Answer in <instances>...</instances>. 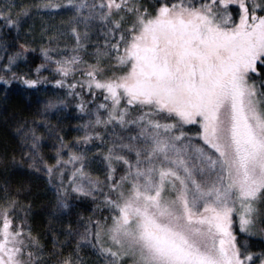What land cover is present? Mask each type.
<instances>
[{
	"label": "snow or ice",
	"instance_id": "snow-or-ice-1",
	"mask_svg": "<svg viewBox=\"0 0 264 264\" xmlns=\"http://www.w3.org/2000/svg\"><path fill=\"white\" fill-rule=\"evenodd\" d=\"M14 82L57 88L0 142V264H264V0H0Z\"/></svg>",
	"mask_w": 264,
	"mask_h": 264
},
{
	"label": "trees",
	"instance_id": "trees-1",
	"mask_svg": "<svg viewBox=\"0 0 264 264\" xmlns=\"http://www.w3.org/2000/svg\"><path fill=\"white\" fill-rule=\"evenodd\" d=\"M25 0H16L17 4L23 3ZM35 23L38 27L41 23V18L39 16L33 17L29 23ZM14 34V30H13ZM67 54V53H64ZM34 62L27 67L21 65L25 71H28L35 67L36 64L41 63L40 53H32L30 57ZM42 75H46L49 79H52L55 74L51 71L42 72ZM56 78H59L56 76ZM4 85L0 84V142L5 140L11 141V128L14 126V122L21 118L31 119L38 108L43 105L44 98L47 95H51V90L57 88V86L52 84L41 85L40 92H33L31 90H25V86L14 82L11 86V92L8 94L7 99L2 94V89ZM47 90V91H45ZM61 94H63L62 89H58ZM61 117L60 125L64 129V135L66 139H73L75 137L81 136L80 131H76V128L81 123V113H79L75 108V103L69 104V106L61 113H58ZM53 122H56L55 117L52 118ZM47 151V149H46ZM45 200L43 195L39 196L35 200V219L40 227L46 223V218L42 215H38L41 212V204ZM90 205V201L86 202ZM86 211V210H85ZM249 243L253 245V251H259L260 248L264 247V241L260 239L249 240Z\"/></svg>",
	"mask_w": 264,
	"mask_h": 264
},
{
	"label": "rangeland",
	"instance_id": "rangeland-1",
	"mask_svg": "<svg viewBox=\"0 0 264 264\" xmlns=\"http://www.w3.org/2000/svg\"><path fill=\"white\" fill-rule=\"evenodd\" d=\"M56 19L58 20L59 17H56ZM81 135H83V133H81ZM93 154H94V153H93ZM92 170H93L94 174H95L96 172H102V164H100V162H95V163L92 165ZM252 239H260V238H258V237H253V238H251L250 240H252ZM260 240H261V239H260Z\"/></svg>",
	"mask_w": 264,
	"mask_h": 264
}]
</instances>
